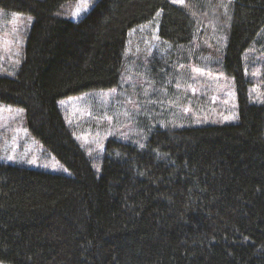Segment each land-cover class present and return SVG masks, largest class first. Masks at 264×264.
I'll return each mask as SVG.
<instances>
[{"label": "trees", "instance_id": "obj_1", "mask_svg": "<svg viewBox=\"0 0 264 264\" xmlns=\"http://www.w3.org/2000/svg\"><path fill=\"white\" fill-rule=\"evenodd\" d=\"M75 1L0 0L33 19L0 105L21 109L68 171L0 163V264H264V66L245 64L249 50L264 57V0H97L76 21L56 15ZM154 21L171 60L146 63L165 76L193 43L223 36L235 120L158 126L143 145L111 138L90 156L59 103L118 88L131 31Z\"/></svg>", "mask_w": 264, "mask_h": 264}, {"label": "rangeland", "instance_id": "obj_2", "mask_svg": "<svg viewBox=\"0 0 264 264\" xmlns=\"http://www.w3.org/2000/svg\"><path fill=\"white\" fill-rule=\"evenodd\" d=\"M97 0L67 3L56 15L76 21L87 14ZM207 1V0H206ZM221 5L232 0H215ZM173 4L183 6L185 1ZM80 11L77 13V9ZM33 19L26 15L6 14L0 10V75L20 66L25 36ZM158 24L142 26L130 33L128 64L118 88L81 94L59 103L73 136L81 141L88 155L115 138L137 145L152 129L200 127L228 124L236 117V97L232 80L223 74L218 63L222 56L223 36L217 33L193 43L183 62L172 68V77L154 71L146 61L155 58L170 62L172 51L160 43ZM248 65L255 63V73L264 66V57L257 50L246 52ZM150 78V79H149ZM169 80L167 87L161 84ZM174 89L171 92V86ZM182 94V96H181ZM260 101V94L254 91ZM172 110L166 116L165 108ZM183 113L182 118L181 112ZM0 163L22 166L42 172L68 173L26 129L24 112L19 108L0 105Z\"/></svg>", "mask_w": 264, "mask_h": 264}, {"label": "snow or ice", "instance_id": "obj_3", "mask_svg": "<svg viewBox=\"0 0 264 264\" xmlns=\"http://www.w3.org/2000/svg\"><path fill=\"white\" fill-rule=\"evenodd\" d=\"M177 2H181V3H182L183 0H177ZM79 11H80V9L78 8V9H77V13H78Z\"/></svg>", "mask_w": 264, "mask_h": 264}]
</instances>
